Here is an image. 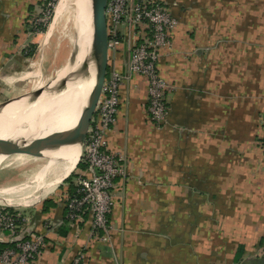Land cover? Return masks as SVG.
<instances>
[{
	"label": "crops",
	"instance_id": "crops-1",
	"mask_svg": "<svg viewBox=\"0 0 264 264\" xmlns=\"http://www.w3.org/2000/svg\"><path fill=\"white\" fill-rule=\"evenodd\" d=\"M154 1L176 21L171 47L156 63L173 90L164 124L156 126L145 80L122 85L115 125L105 135L126 170L108 214L113 231L107 240L93 238L90 217L70 222L63 204L14 211L25 219L22 233L41 237L45 246L27 264H71L79 253V264L261 258L254 255L264 239V0ZM43 3L0 0V102L38 85L33 76L42 63L24 48L34 44L25 40ZM120 43L108 54L107 72L127 70L128 50ZM8 245L0 233V246Z\"/></svg>",
	"mask_w": 264,
	"mask_h": 264
},
{
	"label": "built area",
	"instance_id": "built-area-1",
	"mask_svg": "<svg viewBox=\"0 0 264 264\" xmlns=\"http://www.w3.org/2000/svg\"><path fill=\"white\" fill-rule=\"evenodd\" d=\"M49 1L44 0L43 8ZM105 17L108 54L124 41L129 54L127 70L107 72L80 157L86 170L77 176L76 195H66L62 203L70 222L78 223L87 214L93 238L99 239L97 234H101L102 240H107L113 231L108 214L115 204L116 181L126 176L124 165L108 150L105 140L117 119L122 85L132 77H142L146 82L149 119L156 126L162 125L168 113L166 94L173 87L159 76L156 63L162 51L171 47L170 32L176 25L166 6L154 0H107ZM24 223L19 215L0 210V233L6 232L13 244L0 253V264H27L45 248L41 237L22 233ZM255 257H264V243ZM81 258L79 253L71 264H79Z\"/></svg>",
	"mask_w": 264,
	"mask_h": 264
},
{
	"label": "bare ground",
	"instance_id": "bare-ground-1",
	"mask_svg": "<svg viewBox=\"0 0 264 264\" xmlns=\"http://www.w3.org/2000/svg\"><path fill=\"white\" fill-rule=\"evenodd\" d=\"M69 1H58L54 15L56 19L62 15ZM73 6L76 12L74 27L79 29L81 18L84 17V23H87V20L90 19L89 4L87 0H73ZM85 6L86 11H84ZM85 29L88 37L87 45L83 48L77 47L74 60L64 66L57 74V77L44 87L40 95L34 97L28 94L20 102L9 105L0 112L1 137L15 139L37 136L45 138L47 141H56L72 132L80 112L86 104L90 91L95 85L93 80L94 73L87 68V53L90 40V29L87 24ZM88 73L91 77L90 79L86 78ZM54 86L59 87L58 92L51 91L50 88ZM33 101H37L36 104L27 109L26 105ZM81 153L82 147H68L62 148L57 152L45 153L49 157L48 164L37 170L26 184L0 189V196L11 195L10 197H15L24 193L22 195H24L25 201L22 203L26 205L29 201L32 202L36 198L33 196L34 193L42 190L50 193L56 185H59L73 172L81 157ZM9 155L11 153L8 151L0 152V165ZM55 168H61L60 173L54 180L48 182ZM5 204L7 206H15L10 201Z\"/></svg>",
	"mask_w": 264,
	"mask_h": 264
},
{
	"label": "rangeland",
	"instance_id": "rangeland-1",
	"mask_svg": "<svg viewBox=\"0 0 264 264\" xmlns=\"http://www.w3.org/2000/svg\"><path fill=\"white\" fill-rule=\"evenodd\" d=\"M58 1L59 0H51L49 1L50 3L47 2L49 5L42 8L43 11L40 13V17L37 18L35 16L33 18V20L35 18L39 20H36L35 22L31 21L29 23V29L31 31L34 30V32L33 35H29L27 37L25 42L28 41L29 43L32 37L34 44L24 45V49L28 56L30 55V58L33 56L35 63L41 62L42 65L37 71H35L33 76L34 80L38 81V85L35 87L29 85L28 88L21 93V95L19 94L20 96H22V94L27 95L37 89L47 86L57 77V74L64 68V66L70 64L74 60V54L77 52V47L83 48L87 45L88 37L87 33H85L86 23H84V17L81 18V25L78 27L79 29L74 27L76 12L75 7L73 6V0L68 2L62 15L56 19L54 15ZM84 8L83 10L86 11V6ZM163 122L162 125L164 124ZM82 151H84L83 146ZM83 154L84 152L81 153V155ZM80 159L78 163L82 162ZM48 162L49 157L47 155H38L32 151H23L9 155L8 158L0 165V189L26 184V182L30 181V175L34 174L41 167L48 164ZM77 165L73 170L75 173L77 172ZM60 170L61 168H55L52 173L53 175L48 182L54 180V178L59 175ZM71 175L72 173L69 174L68 177L59 185H56L50 193L46 192V190L34 193L33 196H35L38 200L40 199L38 202L29 201L28 204L23 205L22 202L25 201V198L22 194L24 193L19 194V197L1 195L0 210H6L13 213L16 211L17 213L25 214L29 210L40 207L45 201L54 198H56V200H54L56 206L62 205L64 198L66 197V189L68 188L70 182L74 185L77 180V177L72 178ZM38 196H40V198H37ZM7 201L13 202L15 206H7L5 204Z\"/></svg>",
	"mask_w": 264,
	"mask_h": 264
},
{
	"label": "water",
	"instance_id": "water-1",
	"mask_svg": "<svg viewBox=\"0 0 264 264\" xmlns=\"http://www.w3.org/2000/svg\"><path fill=\"white\" fill-rule=\"evenodd\" d=\"M87 1L91 13L90 19L86 23L90 29L87 68L94 73L93 80L95 85L92 87L86 104L80 112L75 127L69 135L56 141H47L45 138H39L37 136L15 139H6L0 136V152L8 151L12 155L18 152L32 151L38 155H42L57 152L62 148L83 146L108 71V24L105 17L107 0ZM86 78H91L89 73L86 75ZM58 88V86H54L50 89L53 92H58ZM43 89H37L29 93V95L36 97L43 92ZM25 96L0 102V112L7 106L20 102ZM36 102L28 103L29 105H26L27 109L34 106Z\"/></svg>",
	"mask_w": 264,
	"mask_h": 264
},
{
	"label": "trees",
	"instance_id": "trees-1",
	"mask_svg": "<svg viewBox=\"0 0 264 264\" xmlns=\"http://www.w3.org/2000/svg\"><path fill=\"white\" fill-rule=\"evenodd\" d=\"M76 170H77L76 173H75V171L72 172V175H71L72 178L77 177L79 174H81L82 172H84L86 170V163H84L83 161L78 163ZM76 191H77V187L70 182L68 188L66 189V194L68 196H71V195L73 196V195H76V193H75ZM53 201L54 200H51V199L48 201H45L43 203V206L47 205L48 208H54L56 206V203ZM65 213H66V210H65ZM263 243H264V239H263V242L261 243V245H263ZM12 247H13L12 245L4 246V247L0 246V253L2 251H4L5 249L12 248ZM255 264H264V257L257 258Z\"/></svg>",
	"mask_w": 264,
	"mask_h": 264
}]
</instances>
